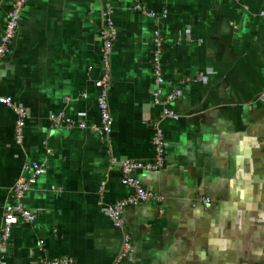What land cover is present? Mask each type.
Instances as JSON below:
<instances>
[{"label": "crops", "instance_id": "obj_1", "mask_svg": "<svg viewBox=\"0 0 264 264\" xmlns=\"http://www.w3.org/2000/svg\"><path fill=\"white\" fill-rule=\"evenodd\" d=\"M141 2L156 22L133 11L131 0L24 4L0 63V97L27 113L15 145L14 116L0 105V228L22 165L33 160L44 173L21 201L36 217L11 228L0 264L40 257L112 264L122 234L102 207L130 193L120 183L121 159H152L151 121L164 136V167L134 175L163 201L124 210L132 253L121 264H264V0ZM9 4L0 0V31ZM108 18L116 29L113 123L103 138L89 126L100 118L95 83ZM156 27L164 94L179 92L172 118L152 104ZM57 112L85 127L51 128L48 116Z\"/></svg>", "mask_w": 264, "mask_h": 264}, {"label": "built area", "instance_id": "obj_2", "mask_svg": "<svg viewBox=\"0 0 264 264\" xmlns=\"http://www.w3.org/2000/svg\"><path fill=\"white\" fill-rule=\"evenodd\" d=\"M27 0H10L9 8L7 9L3 25L0 31V63L5 58L10 50L11 42L13 40L15 29L20 18L21 10ZM231 2L232 0H225ZM132 10L139 14L146 15L153 18L156 22V15L149 11L141 2V0H131ZM101 39V63L102 76L100 80L95 83L98 90L96 97V108L99 112V123L92 124L89 128L101 137H107L110 132L113 118L111 117L108 96L110 91L111 76H110V56L113 43L116 39V29L111 19H107L103 30L100 33ZM164 51V38L159 29L153 30V52L151 56V69L153 74V89L151 92L152 104L160 109V118L175 117L172 105L179 97V92L176 90L164 94V80L161 68V59ZM186 80L184 83H189ZM259 100L264 102V90L259 96ZM0 105L11 110L14 120L12 126V141L15 145H19L22 141V129L24 120L27 117L26 110L14 104L9 98L0 97ZM49 125L51 128H84L85 124L82 121H74L66 117L63 112H57L48 116ZM149 126L152 130V145L154 154L152 159L141 162V160H134L129 158L121 159L118 163L120 171V183L127 187L130 193L111 204L102 207V213L110 221L112 226L121 231V247L112 264H121L128 260L132 253V246L130 236L125 227V219L123 212L128 206H135L142 204L149 200L161 203L163 201L162 195L154 194L145 189L134 175L137 171L154 172L161 170L165 163V140L162 131L159 128L158 121H151ZM22 176L18 177L10 189V203L4 206L1 215L0 228V253L4 245L7 243L11 228L18 222L31 223L34 221L36 215L34 212L26 209L22 205V198L29 190L30 186L44 173V164H36L33 160H28L22 165ZM103 183L100 187V192L103 188ZM208 198H201V203L205 206L208 203ZM99 205H103L99 202ZM162 212V211H161ZM38 264H72L69 257H61L56 259H47L44 257L36 260Z\"/></svg>", "mask_w": 264, "mask_h": 264}]
</instances>
